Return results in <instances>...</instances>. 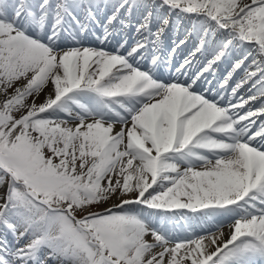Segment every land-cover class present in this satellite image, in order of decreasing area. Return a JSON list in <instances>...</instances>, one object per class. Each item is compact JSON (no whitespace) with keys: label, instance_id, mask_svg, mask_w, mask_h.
Returning a JSON list of instances; mask_svg holds the SVG:
<instances>
[{"label":"snow or ice","instance_id":"snow-or-ice-1","mask_svg":"<svg viewBox=\"0 0 264 264\" xmlns=\"http://www.w3.org/2000/svg\"><path fill=\"white\" fill-rule=\"evenodd\" d=\"M0 264H264V0H0Z\"/></svg>","mask_w":264,"mask_h":264}]
</instances>
